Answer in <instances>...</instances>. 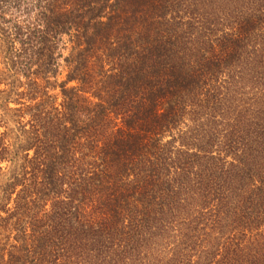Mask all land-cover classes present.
I'll use <instances>...</instances> for the list:
<instances>
[{
  "label": "trees",
  "instance_id": "trees-1",
  "mask_svg": "<svg viewBox=\"0 0 264 264\" xmlns=\"http://www.w3.org/2000/svg\"><path fill=\"white\" fill-rule=\"evenodd\" d=\"M264 0H0V264H264Z\"/></svg>",
  "mask_w": 264,
  "mask_h": 264
},
{
  "label": "rangeland",
  "instance_id": "rangeland-1",
  "mask_svg": "<svg viewBox=\"0 0 264 264\" xmlns=\"http://www.w3.org/2000/svg\"><path fill=\"white\" fill-rule=\"evenodd\" d=\"M259 231H264V225L261 227V229H259ZM262 242L264 246V240ZM258 251L264 255V252H262L261 250H258Z\"/></svg>",
  "mask_w": 264,
  "mask_h": 264
}]
</instances>
